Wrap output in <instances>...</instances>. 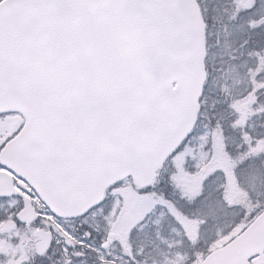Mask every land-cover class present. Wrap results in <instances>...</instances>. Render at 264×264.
Returning <instances> with one entry per match:
<instances>
[{
	"label": "water",
	"instance_id": "obj_1",
	"mask_svg": "<svg viewBox=\"0 0 264 264\" xmlns=\"http://www.w3.org/2000/svg\"><path fill=\"white\" fill-rule=\"evenodd\" d=\"M205 55L196 0H2L0 114L25 121L0 151V198L23 200L16 221L38 213L12 175L68 219L124 179L149 187L196 125ZM34 235L42 256L52 233ZM199 264H264V209Z\"/></svg>",
	"mask_w": 264,
	"mask_h": 264
},
{
	"label": "trees",
	"instance_id": "obj_2",
	"mask_svg": "<svg viewBox=\"0 0 264 264\" xmlns=\"http://www.w3.org/2000/svg\"><path fill=\"white\" fill-rule=\"evenodd\" d=\"M196 1L205 23L207 80L198 122L189 139L202 133L205 128L210 132L222 133L227 154L237 160L234 176L247 196L244 206L247 209L245 211L242 207L227 204L226 180L222 172L206 178L194 200L185 199L179 192L173 191L167 171L169 161L148 191L172 203L195 226V238L179 239L181 246L178 252L187 259L197 256L199 261L218 240L231 232L230 228L235 225L244 228L264 208L262 189L258 186L260 177L262 179L259 181L264 184V152L253 153L256 147H264V0H255L253 6L248 8L240 7L237 0ZM248 96L254 97L253 108H258L260 113L248 117L246 124L240 127L237 125L234 104ZM256 176L259 178L254 181L251 190L249 181ZM3 203L0 202V206ZM16 209L17 206L13 207L11 213ZM158 216L165 217L162 228H169L170 224L175 233L180 231V226L171 215L151 211L138 225L145 224L142 230L147 232L146 235L138 232L139 244L145 247L137 257L139 261L147 260L146 244L151 242L149 232L155 230L153 223ZM222 231L223 234L218 236L217 233ZM47 260L48 264H64L52 255L47 256ZM196 261L192 262L197 264Z\"/></svg>",
	"mask_w": 264,
	"mask_h": 264
},
{
	"label": "rangeland",
	"instance_id": "obj_3",
	"mask_svg": "<svg viewBox=\"0 0 264 264\" xmlns=\"http://www.w3.org/2000/svg\"><path fill=\"white\" fill-rule=\"evenodd\" d=\"M237 1L242 8L251 7L255 3V0ZM253 100V96H248L235 102L234 109L238 116V126L243 127L248 117L260 113L258 108H253ZM19 121L20 117L18 116L0 119V145L12 134ZM225 147L226 142L222 133L219 131L210 132L207 128L202 129V133L188 140L181 150L172 157L168 165L167 171L173 184V191L179 192L182 197L192 201L201 192L202 184L206 178L216 172H222L226 180L225 199L227 204L242 207L246 211L247 207L244 206L247 196L234 178V164L237 160L227 154ZM261 152H264V147L261 146L256 147L253 151L254 154ZM258 178L259 176H256L254 180L249 181L251 190L254 181ZM259 179L258 186L262 189L261 196L264 197V184ZM15 205V201H8L0 206V264H25L29 261L28 255L33 252L34 245L30 239L28 240L30 236L26 229L14 232L2 229L12 219L11 211ZM35 206L40 213V223L43 228L54 233L53 244L57 249L58 256L65 264H190V262L192 264L193 260L199 262L197 256L187 259L185 255L178 252L181 246V242L178 240L183 237L189 240L194 239L195 226L183 218L170 202H166L162 197L152 192L142 193L134 189L127 180L109 192L104 207L80 222L81 234L87 231L96 232L100 237L106 238V243H108L105 251L98 245H94L93 255L91 254L90 258H87L86 254L75 251L76 247L74 246L81 240L78 238L81 234H79L80 232L76 233L74 223L70 220L64 221L52 217L39 203H36ZM153 209L160 210L162 215H171L180 226V231L175 233L170 228V224H168L169 228H162L165 217L158 216L153 223L155 230L149 232L148 238L151 242L146 244L145 257L147 260L139 261L137 257L144 252L145 247L139 244V236L131 237V233L136 229L143 235L147 234L145 230H142L145 224L139 226L138 229L136 226ZM240 226L235 225L230 228L231 232L218 240L213 248L226 243L238 232ZM109 234H113L112 239L108 237ZM217 234L220 236L223 231ZM172 237H174V242ZM153 252H155L154 256Z\"/></svg>",
	"mask_w": 264,
	"mask_h": 264
},
{
	"label": "flooded vegetation",
	"instance_id": "obj_4",
	"mask_svg": "<svg viewBox=\"0 0 264 264\" xmlns=\"http://www.w3.org/2000/svg\"><path fill=\"white\" fill-rule=\"evenodd\" d=\"M0 117H4V116H0ZM21 125H22V122H18L17 129H16L15 133H13L10 136L11 138L15 136V134L21 128ZM10 137L8 139H10ZM14 181H15V183H18V181H17L16 178L14 179ZM20 189L22 190L23 193H25L26 195L30 196V198L32 199V202L34 204L39 203L36 195L34 194L33 191L29 190V187L27 185H25L24 187H20ZM9 200L16 201L20 206L22 205V199L20 197L9 198ZM105 204H106V200H105V202L102 205L94 208L88 215H91L95 211H98L99 209H101L102 207H104ZM88 215H86L83 218L75 219V220L72 221V223L75 224V231H76V233L77 232L78 233L80 232V229H79V226L81 225L80 222L84 221V219L87 218ZM35 225L29 226V227H25V226H22V225H18L17 226V230H16V231L22 230L23 228L26 229L28 235L30 236V238H28V240L30 239L33 245L36 242L35 239H34V235H33L34 234V229H36V228H43V226L40 223V218L36 222ZM79 234H81V233H79ZM95 234H97V233H95ZM102 235H104V234L102 233ZM77 236H78V234H77ZM98 236H99V233L97 234V236H95V235H93V232H90V231H87L84 235H81L80 237L78 236V238H80L81 240L77 243L76 246L73 245L74 247H76L75 248V251L80 252L82 254H86V257L87 258H90L91 254L93 255V252L92 251L94 250V245L95 246L98 245L103 251H105L106 248L108 247V246H106V238L104 239V237H102V236L100 237L99 236V239H98ZM67 248L70 249L72 247H67ZM94 256H96V254H94ZM28 257H29V261L27 263H25V264H33L34 262H37V261H38L37 264H44V263H40V260L37 259L32 254H29Z\"/></svg>",
	"mask_w": 264,
	"mask_h": 264
}]
</instances>
